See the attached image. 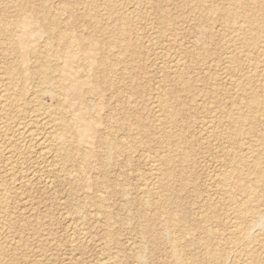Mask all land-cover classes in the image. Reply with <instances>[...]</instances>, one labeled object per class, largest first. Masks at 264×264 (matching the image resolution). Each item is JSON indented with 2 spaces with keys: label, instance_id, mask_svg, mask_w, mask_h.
<instances>
[{
  "label": "rangeland",
  "instance_id": "rangeland-1",
  "mask_svg": "<svg viewBox=\"0 0 264 264\" xmlns=\"http://www.w3.org/2000/svg\"><path fill=\"white\" fill-rule=\"evenodd\" d=\"M28 1L23 13L36 22L33 26L41 33V39L36 44L41 45L46 34L35 20L38 15L35 14L34 9L40 6L42 0ZM65 1L68 0H54L53 5L48 3V7L51 13L58 16L60 25L67 27L69 13L61 10L62 2ZM87 1L92 2L89 6L92 16L79 18L81 12L77 10L74 14L75 21H69L72 29L81 27L87 33L99 30L106 38L104 41L106 42L110 39L109 34L114 28L124 27L127 29V39L136 49V53L133 51L120 53L117 51L118 47L112 48L116 49V54L110 57V61L115 59L110 77L123 93L120 100L112 98L105 107L103 106L104 108H99L103 118L109 112L114 116L109 121L107 129L102 126L104 132L111 136L112 130L116 129L117 139L130 141L131 146L127 153L115 154L106 166L99 167L98 164L104 159V151L91 143L85 144L82 148L95 150L96 155L84 161L77 153H73L74 155L64 163L66 175H55L47 171L46 162L36 158V153L28 151H24L22 155L20 153L19 156L15 155L19 163L15 164L13 160L12 164L15 166L9 168L7 164L10 161L6 157L4 139L0 137V188L5 189L6 192L5 202L0 208V221L9 225L0 234V264H101L103 259L109 256L116 264H136L135 255L141 252L140 247L143 248L142 264H176L174 256L169 251L167 240L169 241L173 235H180L183 226L189 227L190 230L178 242L179 247L183 249L182 257L186 264L193 262L201 264L205 259L203 247L194 242L201 233L197 227L198 223L211 225L213 228L216 239L211 243L212 248L226 252L223 248L225 245L230 254L224 214L216 212L210 216L208 222L201 220L204 198L207 196L213 203L217 202V209L221 208V205L233 206V201L229 197L218 194V190H221L220 184L215 180L220 172L229 170L222 155L225 141L218 138L208 139L206 128L213 120L211 127L215 132L233 129L234 124L228 119L227 111L232 114V110L237 105L238 109L240 107L243 111L246 110L244 102L255 91L264 98L262 92L264 64L259 63L257 72L249 67L241 69L239 63H243L245 56L239 45L236 46L230 41L231 36H228L220 26L221 18L215 15L212 9L220 6L221 0ZM58 3L61 5H57ZM15 4L14 1L5 4L0 1V17L5 18L2 27L12 37L13 42L19 35V29L13 25L18 17ZM108 6H112L113 9L109 10ZM160 11H164L168 18L162 20L159 16ZM120 17L124 18L120 19ZM209 17L213 19L211 24ZM119 20H124L125 26H122ZM202 42H205L206 48L202 47ZM234 49L240 52L241 59V62L234 63L238 65L235 73L254 77L252 83L246 84V80L244 81L242 96L239 88L231 84V80H236L237 77L229 71L230 75H233L230 79L227 65L223 61L224 52ZM11 50V46L4 42V36L0 34L2 67L9 61L13 63ZM102 51L105 53L107 50ZM252 51L255 52V48ZM249 57L255 62L254 53ZM258 59L260 60L261 57ZM180 74L191 83L189 94L186 91L180 92L182 97H188L190 101L182 100L173 94V84ZM36 78H39V75L31 80L28 79L26 85H30L34 90L36 95L34 100L37 104L44 102L43 105H47V108L51 106L48 111L53 113L55 104L62 97V92L48 85L38 87L39 82ZM136 86L139 89L137 92ZM83 87L90 88L89 85ZM29 96L26 94L25 100L33 99ZM94 97L95 95L91 93L87 94V98ZM50 98L52 99L49 100ZM121 100L126 101L128 108L121 107ZM165 100L176 108L185 107L187 119L179 116L178 122L184 127L187 122V130L184 131V127L181 130V126L178 125L173 131L179 133L181 130L184 138L189 137V140L194 142L193 150L190 144L175 146L172 151L169 146L161 144L159 136L164 133L165 127L161 130L158 124L164 119V112L157 106L160 101ZM238 101L240 104L234 106ZM183 102L186 103L185 106ZM76 112L82 117L89 113L96 115V107L87 110L81 107L76 109ZM136 117L142 122L139 128L135 125ZM218 120L222 121L218 123ZM263 124L264 113L258 112L257 123L250 135H247L252 139V144H242V153L248 154L247 147L259 148L264 159ZM246 125L248 126V123ZM147 130L153 135L147 133ZM226 145L230 153L237 151L235 146L231 147L227 142ZM183 151L189 156L183 168L175 161L170 166L161 165L162 169H171L178 174L168 178L165 175V187L158 189L159 194L168 199L167 209L177 210V202L180 201V205L182 204L187 211V217L183 221L176 222L163 240L159 239L158 243H153L148 234L140 233L142 218H152V230L160 231L163 229L162 224L165 223L166 217L153 219L156 215L153 207L150 208L142 202L150 203L157 195L150 197L142 193L139 183L147 181L144 178L149 176L150 163L153 164L161 158L160 156L172 152L179 156ZM233 160L236 161L235 156ZM104 171L107 172L106 175L103 174ZM9 172L14 173L15 185L8 177L11 175ZM22 172L27 174V178ZM140 177H143L141 181ZM244 177L250 181L260 180L257 182L256 193L264 194V180L261 177L258 179L254 173H247ZM45 179L47 181H44ZM184 183L186 187L183 186ZM122 187H124L123 192H121ZM231 192L235 199L245 197L244 193H236L233 188ZM250 203L259 206L262 202ZM180 213L183 214L181 210ZM260 233L264 234V223ZM71 239L73 242L70 241ZM225 264H242V262L241 260L234 262L231 255Z\"/></svg>",
  "mask_w": 264,
  "mask_h": 264
},
{
  "label": "bare ground",
  "instance_id": "bare-ground-1",
  "mask_svg": "<svg viewBox=\"0 0 264 264\" xmlns=\"http://www.w3.org/2000/svg\"><path fill=\"white\" fill-rule=\"evenodd\" d=\"M0 1L4 4L11 1L16 2L15 7L18 12V17L14 20L13 25L19 29V35L13 42L12 37L9 36L6 29L2 27L5 18L3 16L0 17V34L4 36V42L6 41L7 45L9 47L11 46V51H13V63L9 61L3 67L0 65V137L4 139L6 157L7 160L10 161V163L8 162L7 164L8 167L12 169L17 163V156L15 155L19 156L20 153L22 155L24 151H28L29 153H36V158L46 162L48 172L55 173V175H66L64 163L74 155L73 153H77L84 161L96 155L95 150L82 148L85 144L91 143V145H95L104 151V159L98 164L99 167L100 165L101 167L106 166L108 161H110L115 154L127 153L130 149L131 142L123 139L118 140L116 129H113V134L108 136L102 128V126H104V129L108 128L109 121L114 117L112 116L113 113L109 112L103 118L99 111V108L105 107V104L109 103L112 98H115L117 101L120 100L123 93L119 90L115 81H112V77H110L115 63V59L110 61V57L115 56L116 49H112L115 47H118L117 51H120V53L132 51L136 53L133 44L127 39V29L124 27L114 28L109 34L110 39L104 42L106 38H104L101 31L94 30L87 33L82 30L81 27H76L74 30L69 24V21H75L74 14L77 10L81 12L79 18L92 16V10L89 8V6L92 5L91 1L68 0L62 2L61 10H66L69 13L68 26L64 27L58 22V16L51 13L48 7V3H52L53 5L54 0H52V2L51 0H42L40 6L34 9V11L35 14L38 15V18L35 20L38 21L40 27H42V31L46 34V37L43 39L42 44L38 45L36 43L41 39V33L33 26L36 22L29 19L23 13L24 6L29 1ZM221 2L220 6L212 9L215 11L214 14L221 18L222 21L220 26L228 36H231L230 41L236 46L239 45L238 47L241 48V52H243L245 56L243 63H239V66L243 70L249 67L251 70L257 72L259 63L264 64V0H221ZM57 5L61 4L58 3ZM108 8L109 10L113 9L112 6H108ZM212 9L210 11H212ZM159 16L162 20L168 18L164 11H160ZM122 18L124 17H120V19ZM119 21L122 26H125L124 20ZM211 23H213L212 18H210V24ZM202 43V47L206 48L205 42ZM254 48L255 52L252 51ZM102 50L107 51L104 53ZM237 51L238 50L234 49L224 52L225 56L223 57V61L227 65V73L230 75L229 71H231L234 73V77H237L236 80H231V84L239 88L240 93L242 92V96L245 86L244 81L246 80V84L252 83L254 77L251 75H244V73H235L238 65L236 66L234 63L236 61L241 62L239 58L240 52ZM109 53L112 55L110 56ZM253 53L254 57H256L255 62H252L249 57ZM260 57L261 59L259 60L258 58ZM175 66H177V64ZM38 75L39 78H36L39 82L38 87L48 85L62 92V97L60 99L56 98L58 102L54 106V114L48 111L51 106L47 108V105H43L44 102L37 104V101L34 100L36 96L35 92H33L34 90L30 85H26L28 79L31 80ZM231 76L233 75H230V79ZM118 82L119 80H117V83ZM84 85H89L90 88L84 89ZM173 85L174 96L182 100H191L188 97H182L180 94L181 91H186V93L189 94L191 89L190 81L186 79L183 74L177 77ZM135 90L136 92L139 90L137 86ZM262 90V92H264V88ZM46 91H48V89ZM88 93L95 95V97L92 99L87 98ZM26 94L33 97V99L30 98L25 100ZM51 99L52 98L49 100ZM239 102L240 101L236 102L234 106ZM120 103L123 109L126 107L128 108L126 101L121 100ZM168 103L169 102H166V100L164 102L160 101L157 106L161 107L164 112V119L158 124L159 129L165 127L164 133L159 136L161 144L164 143L167 147L169 146L170 151L174 150L175 146L190 144L193 150L194 142L189 140V137H183L181 130L184 126L178 122L179 116L187 119L185 107L176 108ZM185 104L186 103L183 102V106H185ZM81 107H84L86 110L96 107V115H94L95 113H89L84 117L80 116L76 112V109ZM244 108L246 109L244 111L240 107L238 109L237 105L235 109L232 110V114L227 111L228 119L234 124L233 129L215 132L211 127L212 122H214L213 120L210 121L211 124L206 128L208 139L218 138L225 141L222 155L226 167L229 170L226 169L220 172L215 180L220 184L221 190H218V194L229 197L233 201V206L228 205L224 207V205H221V208L217 209V202L213 203L208 196L204 198V209L202 211L201 220L202 222H208L210 216L216 212H222L224 214V224L226 225L225 228H228V237L230 241L229 249L231 253L229 254L227 252L225 245L224 247L222 245V247L226 252L212 248L211 243L216 239V235L212 231L213 228L211 225H201L198 223L197 227L200 229L201 233L197 240L194 239V242L203 247L205 259H203L204 261H202L201 264H225L227 258L231 255L234 262L236 260L237 262L241 260L242 264H264V234L260 233L264 223V194H260V192L256 193L257 182L260 180L257 181L256 179V181H250L244 177L247 173H254L258 179L261 177L264 180V159L261 157L262 153L259 148L247 147L249 151L247 155L246 152L242 153L243 150H241L242 144H252V139L248 138L247 135H250L254 125L257 123V113H264V98L258 91H255L244 102ZM214 113H216V111ZM135 121L136 127L139 128V124L142 123L141 119L136 117ZM221 121L222 120H218V123ZM247 123L248 126L246 125ZM178 125L181 126V130L179 133H176L173 129H176ZM262 126L264 127V124ZM167 127L169 128L167 129ZM185 127L184 131L187 130V122ZM148 132L150 133L149 130H147V133ZM226 142L229 143L231 147L235 146L237 151L235 153H230ZM233 156H235L236 161L233 160ZM160 157L161 158H158L159 160L155 163L149 164V176L148 178H144L147 179V181L139 183L140 189L143 191L142 193L150 197L157 195L154 198L152 197L153 199L150 203L149 201L146 202L144 199L143 201L145 202H142L150 206V208L151 206L153 207L154 214H156L153 219H159L160 216L166 217L165 223L162 224L164 225L163 229L160 231L152 230V218H142L143 223L140 233L148 234L153 243H158L159 239L163 240L164 237L168 236L169 230L176 222L183 221L187 217V211L182 204L180 205V201L177 202V210H169L166 208L168 199H166L164 195L162 196L159 194L160 191L158 187H160V189L161 187H165L166 176L168 178L178 174L171 169H162L161 165L170 166V164L175 161L177 165L184 167L189 159L188 153L183 151L179 153L178 156L172 152L169 155ZM12 161L15 164H12ZM106 173L105 171L103 172L105 175ZM11 175L8 177H10L11 183L15 185L16 181L13 179L14 175ZM15 175H17V173ZM26 175L27 174H25V176ZM24 179L25 178H23V180ZM139 179L141 181L143 177ZM47 180L45 179L44 181ZM118 185L119 184L116 186L118 187ZM102 186H104V184ZM183 186H185V183ZM222 187L224 188L222 189ZM232 188L235 189L236 193H244L245 197L242 199H235L231 192ZM123 191L124 187L121 188V192ZM5 199V189L0 188V208H2ZM253 201L262 203L259 206H255L250 203ZM180 210L183 214L180 213ZM78 221L79 220H77V222ZM0 223L1 234V232L5 231V227H9V225L1 221ZM195 226L196 225H194V227ZM189 230V227L183 226L180 235H173L170 237L169 241L167 240L169 251L174 256L176 264H186L182 257L183 249L179 247L178 242L183 236L189 233ZM72 240L73 239L70 241ZM140 249L141 252L135 255L136 264H142L143 248L140 247ZM103 260L101 264H116V262L112 261L110 256ZM193 264L197 263L193 262Z\"/></svg>",
  "mask_w": 264,
  "mask_h": 264
}]
</instances>
